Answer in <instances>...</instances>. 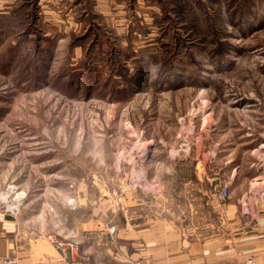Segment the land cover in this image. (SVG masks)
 I'll use <instances>...</instances> for the list:
<instances>
[{"label":"rangeland","instance_id":"374dc122","mask_svg":"<svg viewBox=\"0 0 264 264\" xmlns=\"http://www.w3.org/2000/svg\"><path fill=\"white\" fill-rule=\"evenodd\" d=\"M197 164L213 193L261 182L264 0H0L1 213L84 264L77 229L101 222L124 258L135 199L193 226Z\"/></svg>","mask_w":264,"mask_h":264},{"label":"crops","instance_id":"0c3cea01","mask_svg":"<svg viewBox=\"0 0 264 264\" xmlns=\"http://www.w3.org/2000/svg\"><path fill=\"white\" fill-rule=\"evenodd\" d=\"M207 166L195 165L193 177L185 184L194 188L191 193L186 191L177 196L178 208L183 210L178 212V219L186 221V213L191 214L192 227L169 224V218L142 212V204L135 199L127 217L124 213L119 217L117 239L124 258L113 250L104 251L109 245L104 242V232L97 233L102 230L98 221L93 227L83 222L77 229L79 254L89 255L92 264H247L248 258L264 264V228H256L264 225V188L257 189L264 184V168L249 171L250 178L261 181L257 186H251L245 193L232 194L221 203L211 191L210 181L214 178ZM236 171L231 169V181L239 176V169ZM94 234L97 240L92 244L89 238ZM187 234H194L195 240L189 242L181 237ZM9 258L15 264L75 263L56 251L46 238L35 236L0 211V264ZM84 263L82 258L75 264Z\"/></svg>","mask_w":264,"mask_h":264},{"label":"built area","instance_id":"2783aa9c","mask_svg":"<svg viewBox=\"0 0 264 264\" xmlns=\"http://www.w3.org/2000/svg\"><path fill=\"white\" fill-rule=\"evenodd\" d=\"M229 188H230V183H224L219 186H216L214 190V195L219 202L224 203L225 201L230 199ZM57 248L60 249L59 246H57ZM2 263L3 264H15L14 260L10 258L3 260ZM247 264H256V262L252 258H248Z\"/></svg>","mask_w":264,"mask_h":264}]
</instances>
